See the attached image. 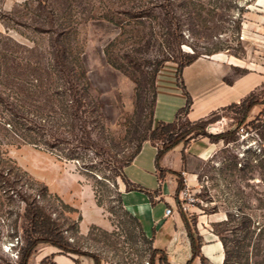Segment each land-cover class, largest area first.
<instances>
[{
  "label": "rangeland",
  "instance_id": "374dc122",
  "mask_svg": "<svg viewBox=\"0 0 264 264\" xmlns=\"http://www.w3.org/2000/svg\"><path fill=\"white\" fill-rule=\"evenodd\" d=\"M51 1L70 11L74 19L77 41L81 47L80 58L90 84V97L100 104V113L108 133L104 136H112L105 140V144L111 151L127 154L134 148L137 137L148 120L152 94L148 66L144 59L159 56L166 50L161 40L162 21L160 17H147L144 25L124 33L121 23L116 24L99 17L104 13L117 21L126 19L116 12L126 8L120 0ZM250 2L252 0H194V6L181 4L177 8L183 24L184 42L180 45L181 49L191 52L194 48L200 52V57L212 56L214 53L226 54L244 60L247 62L245 65H250L251 61H262L264 54L258 50L256 42L243 36L236 26L240 22L241 27L246 5ZM46 12V8L38 5L35 0H0V16L11 14L10 17L18 23L38 25L46 18ZM153 13L159 16L156 9ZM16 22H8L12 27L6 30L4 20L0 19V42L12 48L16 47L13 42L3 37L6 35L20 44L32 46V41L25 36L33 38L36 35L30 28ZM126 27L125 29H129ZM117 36H120V42L115 49V55L128 65L127 74L110 65L104 54L105 45ZM209 51L214 52L206 54ZM128 60L131 62H127ZM163 66V83L171 85V88L177 86L175 70L170 71L171 63ZM175 94H182L179 87ZM259 94L260 92L255 93L258 99ZM162 103H159V109ZM263 107L264 104L260 110L251 109L240 124L238 107L220 110V118L208 123L206 130L219 133L236 129L235 139L226 143L219 140L218 149L207 159H190L188 173L196 174V180L187 187L184 175L178 172L183 177L184 186L191 193L193 201L185 210L180 204L177 208L179 206L190 221L195 218V227L202 225L212 232L221 229V234L232 239L230 230H223L227 225L219 224L227 219L228 214L234 218L243 213L249 214L253 220L264 223V127L253 125L264 120ZM160 114L157 113L158 116ZM169 118L172 120L173 116ZM184 121L186 118L180 117L179 123ZM3 132L0 130L1 149L30 177L46 185L47 193L39 197V200L59 220L63 228L67 229L65 234L70 241H78L82 249L99 253L105 259L103 264H148L147 245L138 237L134 223L118 207L115 201L116 189L110 182L104 181L101 176L95 178L89 172L85 174L73 159H60L31 144H6ZM176 151L170 153L175 165L179 158ZM154 154L153 147L146 144L137 156L136 163L127 165L124 170L127 177H131V181L134 180V183L148 189L155 188L157 184ZM163 169L164 174H172L170 168ZM21 178L18 189L41 193L27 177ZM84 185L92 189L94 200L95 194L101 200L100 207L109 221L107 228L97 225L100 230H90L89 225L86 232L80 231L82 216L77 204L79 196H82L80 189ZM119 189H123L121 183ZM129 202L127 197L126 203ZM62 203L72 206L75 211L63 207ZM18 205L22 206L17 197L12 196L10 203L7 196L0 191V264L13 263L17 259L18 247L23 242V219L17 220L16 230L13 228ZM189 207L193 210H189ZM87 211L86 221L95 219L103 223L92 209ZM74 225L78 226V232L74 231ZM41 245L44 244L38 245L36 249ZM30 259L28 264H32ZM48 262L49 258L46 264ZM154 264H160L158 255L155 256Z\"/></svg>",
  "mask_w": 264,
  "mask_h": 264
},
{
  "label": "trees",
  "instance_id": "16d2710c",
  "mask_svg": "<svg viewBox=\"0 0 264 264\" xmlns=\"http://www.w3.org/2000/svg\"><path fill=\"white\" fill-rule=\"evenodd\" d=\"M43 5L47 16L42 23L35 25L18 23L8 13L0 16L4 20L5 28L12 26L8 22L30 28L36 37H27L32 46L20 44L8 36H2L14 43L16 47L0 42V130L6 144H31L41 148L60 159H73L78 162L80 170L101 176L116 189L115 201L137 228L138 237L147 245L149 250L148 264H154L158 255L160 264H170L166 253L162 249L153 247L152 238L147 237L138 219L123 205L120 183L124 190H136L138 185L132 183L124 173V168L130 164L140 151L142 143L149 141L156 147L154 165L159 177L164 176V170L159 162L163 155L182 143L188 144L192 139L200 136L208 137L212 142L222 140L224 143L235 139L236 129L219 133H210L206 130L208 123L220 118V110L238 107L240 118L238 124L246 119L248 112L256 104H264V99H258L255 93H250L242 101L231 103L225 107L214 110L205 117L188 120L187 113L192 99L185 88L182 69L200 57V52L192 48L191 52L183 51L180 45L184 42L181 17L177 8L183 3L194 6V0H120L126 8L116 10L126 19L117 21L112 16L103 13L99 17L124 26L123 32H131V28L144 25L147 17L158 18L162 21V42L166 50L153 58L146 57L147 74L151 87V106L148 120L137 137L134 148L127 154L111 151L106 146L107 138L104 134L107 129L100 113V104L90 97V84L80 58L81 47L76 37V28L72 14L62 9L51 0H35ZM157 10L159 16L153 13ZM70 10V9H69ZM6 20V21H5ZM8 20V21H7ZM128 26L129 29H125ZM240 30V22L237 23ZM21 33V32H20ZM22 34V33H21ZM120 36L109 41L104 47L107 62L114 68L128 73V65L124 64L115 55ZM209 51L206 54H211ZM131 62L128 60L127 62ZM172 61L176 64L175 79L177 86L185 96L183 106L179 107L171 121H157L154 123V105L156 102V75L163 63ZM131 75V73H129ZM186 121L179 123L180 117ZM253 124V122H251ZM254 126L264 127V120ZM264 140V134H262ZM159 144H158V143ZM4 143V142H3ZM182 160L184 157L182 156ZM176 176V195L183 188V177L177 171H170ZM98 174V175H97ZM19 175V176H18ZM27 177L37 192H26L19 188L21 177ZM31 185V188H32ZM106 185V184H105ZM0 191L11 203L12 196L17 197L18 205L13 220L16 230L17 220L25 222L22 230L23 242L19 245L17 259L9 264H28V261L40 244L55 247L59 253L73 257L86 256L94 264H103L99 253L82 249L78 241H70L65 234L59 220L52 216L39 197L47 193V187L42 182L34 180L25 170H22L14 160L1 149L0 142ZM97 205L101 200L95 194ZM63 207L75 211L72 206L62 203ZM179 205V203H178ZM178 212L184 223L190 241L192 257L199 255L202 237L195 227L196 221L187 217L178 206ZM230 223V225H229ZM227 225L230 230L229 239L221 234L219 229L213 231L222 243L224 258L222 264H264V223L252 219L249 214L238 215V218L229 216L219 223ZM100 230L92 224L90 230ZM78 232V226L74 225ZM105 233V231H102ZM263 252V253H262ZM203 263V257H200ZM48 258H43L39 264H46ZM50 260V259H49ZM77 262V259L74 258ZM49 264H55L50 261Z\"/></svg>",
  "mask_w": 264,
  "mask_h": 264
},
{
  "label": "crops",
  "instance_id": "0c3cea01",
  "mask_svg": "<svg viewBox=\"0 0 264 264\" xmlns=\"http://www.w3.org/2000/svg\"><path fill=\"white\" fill-rule=\"evenodd\" d=\"M240 30L241 34L248 40L256 42L258 50L264 54V0H252L246 5ZM167 63H171L170 71H176L174 62L167 61L163 65ZM245 64L247 62L244 60L215 53L212 56L198 57L192 63L184 66L182 78L192 99L186 118L196 120L205 117L214 110L242 101L250 93L260 92V100L264 99V66L262 61H251L249 62L251 66ZM163 65L156 75L157 97L153 117L154 123L171 121L170 116H173V120L176 110L185 102L183 94L176 96L177 86L171 88V85L167 84V86L166 83H163L161 76L164 70ZM160 102L163 103L159 109ZM261 105L263 104L254 105L252 110H260ZM162 107L165 108L161 109ZM158 112L161 113V116L157 115ZM165 113L167 116H162ZM146 144L152 146L156 152V147L149 141H144L141 149ZM219 145V141L212 142L208 137L200 136L192 139L186 145L180 143L167 151L161 158L159 165L162 168L167 167L172 171L181 172L187 181V186L196 180V174L188 173L189 160L192 158L207 159L215 153ZM175 150L179 153L177 165L170 155L171 151ZM140 151L133 158L131 165L136 163ZM182 156L185 157L184 160H182ZM154 174L157 184L153 189L134 183V180L131 181V177L127 178L138 185V189H121L124 207L138 219L145 235L152 238L153 247L162 249L170 264H222L224 258L222 243L211 229L202 225H196L197 232L202 237L199 255L191 258L190 241L177 209L179 199L175 192L177 187L176 176L164 174L160 178L156 167ZM189 175L193 177L191 178ZM80 190L82 196H79L77 204L82 216L80 231L86 232L89 225L92 224L107 228L109 221L103 214L102 208L96 204L92 189L88 185H84ZM127 197L130 201L129 204L126 203ZM166 208L171 209V214L165 215ZM87 209H92L96 213V217L101 218L103 223L95 219L86 221ZM189 210L193 209L189 207ZM46 257L55 264H94L89 257L64 255L50 245L38 247L30 260L32 264H39ZM200 257H203V263ZM74 258L77 259V262L74 261Z\"/></svg>",
  "mask_w": 264,
  "mask_h": 264
},
{
  "label": "built area",
  "instance_id": "2783aa9c",
  "mask_svg": "<svg viewBox=\"0 0 264 264\" xmlns=\"http://www.w3.org/2000/svg\"><path fill=\"white\" fill-rule=\"evenodd\" d=\"M262 65L264 66V59L262 60ZM263 109H264V107H263ZM178 196H179V199L181 200V201H179V204H180L181 208L184 210L193 201V198L191 197V193H189L188 189L185 188V186L179 191ZM169 214H171V209L166 208L165 209V215H169Z\"/></svg>",
  "mask_w": 264,
  "mask_h": 264
},
{
  "label": "bare ground",
  "instance_id": "6f19581e",
  "mask_svg": "<svg viewBox=\"0 0 264 264\" xmlns=\"http://www.w3.org/2000/svg\"><path fill=\"white\" fill-rule=\"evenodd\" d=\"M213 55H215V53Z\"/></svg>",
  "mask_w": 264,
  "mask_h": 264
}]
</instances>
